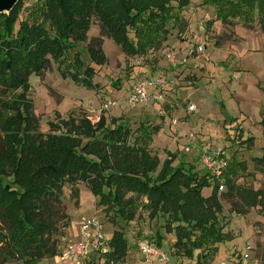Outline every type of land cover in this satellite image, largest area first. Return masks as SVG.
Instances as JSON below:
<instances>
[{
    "label": "trees",
    "instance_id": "obj_1",
    "mask_svg": "<svg viewBox=\"0 0 264 264\" xmlns=\"http://www.w3.org/2000/svg\"><path fill=\"white\" fill-rule=\"evenodd\" d=\"M200 1L214 9L207 28L237 19L247 26L256 23L264 34V0ZM23 2L0 14V264H40L59 255L58 225L68 227L62 188L77 180L86 183L102 211L124 222H133L139 211L151 221L163 217L165 233L175 237L174 250L195 258L194 264H210L220 245L232 240L218 220L220 183L207 171L199 176L191 168H172L173 153L160 163L151 152L159 126L140 123L132 131L114 119L109 128L103 115L95 123L69 116L50 122L49 132L42 133L29 99V76L52 63L62 77L92 86L95 70L75 49L86 41L94 18L126 56H145L167 41L170 22L181 25L180 12L191 0H35L29 8ZM88 53L96 66L106 61L98 40L90 42ZM260 127L264 138V119ZM261 150L253 159L259 171L264 146ZM225 159L222 184L240 202L233 210L245 214L262 206V190L235 184L246 165ZM207 187L212 192L206 197L202 191ZM107 244L103 264H123L128 248L123 231H114Z\"/></svg>",
    "mask_w": 264,
    "mask_h": 264
},
{
    "label": "rangeland",
    "instance_id": "obj_2",
    "mask_svg": "<svg viewBox=\"0 0 264 264\" xmlns=\"http://www.w3.org/2000/svg\"><path fill=\"white\" fill-rule=\"evenodd\" d=\"M23 3L24 8H29L35 0H24ZM172 6L177 5L172 3ZM25 15L24 10L20 18ZM180 18L181 25L169 23L168 39L159 49L134 57L126 56L102 33L98 20L94 18L86 41L75 49L85 66L95 70L91 87L62 77L55 63L39 75L29 76V99L39 129L48 133L50 122L67 120L69 116L76 120L83 117L93 123L101 115L106 118L109 128L113 127L112 119L119 120L132 131L140 123L159 126L160 130L153 136L151 152L157 155L160 163L167 159V152L173 153L172 168H191L203 176L207 170L199 159L201 152L219 153L227 159L234 157L246 165V172L235 179V184L264 193V167L259 171L253 162L254 158L261 156L264 146L260 127V121L264 119V34L256 23L247 26L237 19L227 24L217 21L207 28V22L215 18V13L200 0H191L189 6L180 12ZM129 37H132L131 32ZM93 40L101 43L106 58L100 66L92 63L88 53ZM200 44L203 50L199 53L197 47ZM72 55L73 52L70 57ZM167 55L171 56V61ZM144 76L160 77L165 81L164 87L156 90L164 97L163 101L129 106L128 94L135 82ZM106 103L108 109L103 108ZM190 104L195 106L193 113L186 109ZM247 139H252L251 144L243 143ZM6 182L11 183L12 179L8 178ZM211 192L212 187H207L202 195L209 196ZM218 194L223 207L218 220L232 240L220 245L210 264H230L231 257L245 251V244L253 247L245 264H264V198L262 206L238 214L233 208L240 202L234 194L225 186ZM61 199L68 227L61 229L58 225L62 235L56 238L58 254L68 242L79 239V227L85 219L97 217L107 240L114 231H123L128 247L123 264H149L147 259L150 257L140 250L144 240L151 241L165 256L163 262L155 264L195 263V258L187 259L174 250L175 237L165 233L161 216L151 221L139 211L133 222H124L115 218L112 212L102 211L97 206L98 199L86 183L79 180L73 184L65 182ZM159 236L162 237L160 246L157 244ZM198 253L195 251L194 256ZM58 256L45 258L40 264H68ZM7 263L21 264L16 261ZM103 263V257L94 251L83 264Z\"/></svg>",
    "mask_w": 264,
    "mask_h": 264
},
{
    "label": "built area",
    "instance_id": "obj_3",
    "mask_svg": "<svg viewBox=\"0 0 264 264\" xmlns=\"http://www.w3.org/2000/svg\"><path fill=\"white\" fill-rule=\"evenodd\" d=\"M199 28L204 32L202 26ZM197 50L199 53L202 52L203 47L201 44L197 47ZM167 58L171 61L170 55H167ZM164 85L165 81L160 77L149 78L144 76L137 80L132 86L127 97V103L129 106H144L149 103L155 104L162 102L164 97L156 90L162 89ZM108 106L109 104L106 103L103 105V108L108 109ZM186 109L188 113H193L195 111V106L190 104ZM173 123L176 122L173 121ZM189 138L192 139V136H189ZM190 144L193 145L192 141ZM197 153L199 152L197 151ZM199 155L203 168L206 169L214 179L219 181L220 185L218 190L222 191L223 184L221 178L222 172L227 166L226 157L219 153L216 155L209 154L207 151L201 152ZM78 238L77 241L68 242L65 245L58 256L63 259L62 261L67 262L68 264H83L86 260H89L94 251H97L100 256L109 251L107 244L108 240L102 232L101 221L97 217L85 219L80 224ZM140 250L146 257H150V259H147L149 264H155L156 262H163L165 260L164 254L160 249L156 248L151 241L144 240L141 242ZM252 253L253 247L250 244H245V251L243 253L238 252L234 257H231L230 264H245V262L250 259ZM220 264L227 263L222 262Z\"/></svg>",
    "mask_w": 264,
    "mask_h": 264
},
{
    "label": "water",
    "instance_id": "obj_4",
    "mask_svg": "<svg viewBox=\"0 0 264 264\" xmlns=\"http://www.w3.org/2000/svg\"><path fill=\"white\" fill-rule=\"evenodd\" d=\"M19 0H0V14H8Z\"/></svg>",
    "mask_w": 264,
    "mask_h": 264
},
{
    "label": "crops",
    "instance_id": "obj_5",
    "mask_svg": "<svg viewBox=\"0 0 264 264\" xmlns=\"http://www.w3.org/2000/svg\"><path fill=\"white\" fill-rule=\"evenodd\" d=\"M65 109H66V108H65ZM65 109H64V110H65ZM206 197H207V196H206Z\"/></svg>",
    "mask_w": 264,
    "mask_h": 264
}]
</instances>
